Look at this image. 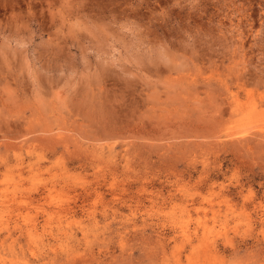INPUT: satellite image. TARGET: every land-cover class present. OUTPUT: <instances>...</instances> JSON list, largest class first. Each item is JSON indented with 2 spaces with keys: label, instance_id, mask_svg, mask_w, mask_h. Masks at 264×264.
Instances as JSON below:
<instances>
[{
  "label": "rangeland",
  "instance_id": "obj_1",
  "mask_svg": "<svg viewBox=\"0 0 264 264\" xmlns=\"http://www.w3.org/2000/svg\"><path fill=\"white\" fill-rule=\"evenodd\" d=\"M0 264H264V0H0Z\"/></svg>",
  "mask_w": 264,
  "mask_h": 264
}]
</instances>
